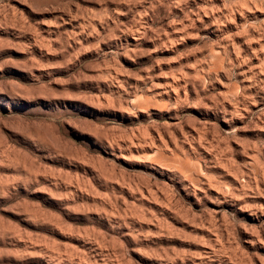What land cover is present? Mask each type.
<instances>
[{
  "label": "rangeland",
  "instance_id": "374dc122",
  "mask_svg": "<svg viewBox=\"0 0 264 264\" xmlns=\"http://www.w3.org/2000/svg\"><path fill=\"white\" fill-rule=\"evenodd\" d=\"M0 264H264V0H0Z\"/></svg>",
  "mask_w": 264,
  "mask_h": 264
}]
</instances>
